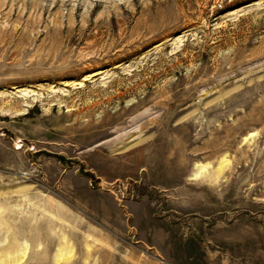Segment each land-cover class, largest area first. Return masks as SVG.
Returning a JSON list of instances; mask_svg holds the SVG:
<instances>
[{"label": "rangeland", "instance_id": "rangeland-1", "mask_svg": "<svg viewBox=\"0 0 264 264\" xmlns=\"http://www.w3.org/2000/svg\"><path fill=\"white\" fill-rule=\"evenodd\" d=\"M0 264H264V0H0Z\"/></svg>", "mask_w": 264, "mask_h": 264}, {"label": "bare ground", "instance_id": "bare-ground-1", "mask_svg": "<svg viewBox=\"0 0 264 264\" xmlns=\"http://www.w3.org/2000/svg\"><path fill=\"white\" fill-rule=\"evenodd\" d=\"M22 93H24V92H22ZM25 94H26V92H25ZM198 173H199V172H198ZM198 173H197V174H198Z\"/></svg>", "mask_w": 264, "mask_h": 264}]
</instances>
